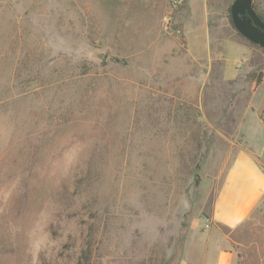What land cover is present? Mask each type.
Returning <instances> with one entry per match:
<instances>
[{"label": "rangeland", "instance_id": "374dc122", "mask_svg": "<svg viewBox=\"0 0 264 264\" xmlns=\"http://www.w3.org/2000/svg\"><path fill=\"white\" fill-rule=\"evenodd\" d=\"M232 1L0 0V264H264V195L212 219L240 147L264 171Z\"/></svg>", "mask_w": 264, "mask_h": 264}, {"label": "crops", "instance_id": "0c3cea01", "mask_svg": "<svg viewBox=\"0 0 264 264\" xmlns=\"http://www.w3.org/2000/svg\"><path fill=\"white\" fill-rule=\"evenodd\" d=\"M264 195V171L249 147H240L227 168L213 204L212 219L228 228L241 224ZM225 253V252H223ZM226 256L218 257L225 264Z\"/></svg>", "mask_w": 264, "mask_h": 264}, {"label": "water", "instance_id": "95a60500", "mask_svg": "<svg viewBox=\"0 0 264 264\" xmlns=\"http://www.w3.org/2000/svg\"><path fill=\"white\" fill-rule=\"evenodd\" d=\"M230 18L241 36L264 49V19L255 11L252 0H233Z\"/></svg>", "mask_w": 264, "mask_h": 264}, {"label": "trees", "instance_id": "16d2710c", "mask_svg": "<svg viewBox=\"0 0 264 264\" xmlns=\"http://www.w3.org/2000/svg\"><path fill=\"white\" fill-rule=\"evenodd\" d=\"M252 3H253V7H254L255 11L257 12L256 6H255V2L253 0H252ZM258 15H260V14L258 13ZM262 76H263V71H262L261 68H259L257 71L250 72L248 74V79L251 80V81H254L256 84H259L261 82ZM90 253H91V251H90L89 248L83 249L82 250V253L80 255V259H82V258L85 259V262L87 263L89 261V258H90L89 257L90 256ZM41 264H54V262H51V261L46 260L45 258H42ZM77 264H81V260H79L77 262Z\"/></svg>", "mask_w": 264, "mask_h": 264}]
</instances>
